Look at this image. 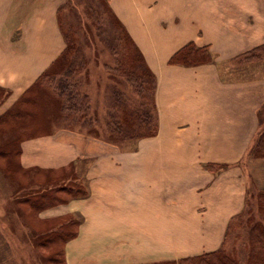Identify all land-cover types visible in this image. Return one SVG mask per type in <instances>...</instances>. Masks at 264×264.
Listing matches in <instances>:
<instances>
[{"label": "crops", "instance_id": "1", "mask_svg": "<svg viewBox=\"0 0 264 264\" xmlns=\"http://www.w3.org/2000/svg\"><path fill=\"white\" fill-rule=\"evenodd\" d=\"M62 1L0 0V115L63 50ZM107 1L155 76L158 132L137 141V155L113 156L112 143L59 127L22 140L20 164H88L86 195L42 211L80 216L66 264H156L217 250L244 208L240 161L264 104V75L240 79L234 64L264 43V0ZM188 43L212 60L170 62Z\"/></svg>", "mask_w": 264, "mask_h": 264}, {"label": "trees", "instance_id": "2", "mask_svg": "<svg viewBox=\"0 0 264 264\" xmlns=\"http://www.w3.org/2000/svg\"><path fill=\"white\" fill-rule=\"evenodd\" d=\"M82 1L87 16L88 14L90 16V22L97 26V37L116 60L113 67H108V71H111L110 77L116 82L110 86L112 93L107 100L105 111V124L109 132L107 141L113 144L127 143L154 136L158 131V115L155 105L156 79L153 72L110 8L108 1ZM64 5L58 7L57 15L61 13ZM65 24L67 26L63 27L61 20L58 19L59 30L64 39V48L61 53L16 100L14 106L0 115V127L4 123L8 124L6 129H0V158L5 160L3 168L15 181H18L19 176H24L29 168L23 167L19 161L20 142L23 138L33 137L36 132L50 133V126H48L50 123L63 124V127L71 129L75 125L85 127L91 123L88 94L82 91L80 83L70 80L82 69L85 57L76 38L77 29L72 23ZM85 26L89 29L88 23ZM211 60L212 55L207 47H198L192 43L186 44L169 58L170 62L185 66L198 65ZM235 60L239 64H255L253 69L256 66H264V43L239 54ZM119 77L125 78L136 98L119 88V84L124 83ZM6 93L7 91L0 87V101ZM87 134L90 135L91 130ZM248 155L264 157V129L256 135L248 149ZM208 167L215 168L216 165L209 164ZM52 182L51 178L45 179V184L42 182L41 185H37L39 190L28 193L29 195L24 194L19 203L28 205L31 210L35 209L37 212L63 203L66 199L56 195L58 190L50 186ZM29 184L25 186L19 184V190L29 189ZM59 192L68 194L69 199L86 195V191H82L77 196L71 188H64ZM255 196L258 216H255L256 213L253 212L252 207L247 206L234 217L246 228L247 245L243 261L226 252L222 245L214 251L156 264H264V187L258 189ZM70 215L40 221L39 228H33L32 232L37 242L47 247L52 254H60L55 247L60 241L63 259L64 245L76 234L80 221V219L73 221ZM54 221H60V224L53 226ZM229 227L230 223L227 229ZM63 261L65 262V259Z\"/></svg>", "mask_w": 264, "mask_h": 264}, {"label": "rangeland", "instance_id": "3", "mask_svg": "<svg viewBox=\"0 0 264 264\" xmlns=\"http://www.w3.org/2000/svg\"><path fill=\"white\" fill-rule=\"evenodd\" d=\"M62 4L65 5L62 7L61 13H59V15L56 13L57 24L59 19L63 27L67 26L65 23H72L74 25L77 29L76 38L78 44L81 45L83 56L85 57L82 69L70 80L80 83L82 91L88 94L91 106L89 114L91 123L85 125V127L75 125L74 128H80L79 130L85 133L91 130L90 135L100 137L107 141L109 132L105 124V111L107 100L112 93V91H110V86L116 82L110 77L111 71H108V67H113L116 60L97 37V26L90 22V16L88 14V18L84 10V2L82 0H63ZM86 23L89 24V29L85 26ZM234 64L242 66L240 68L241 75L239 74L240 79L264 75V66L261 64V66H256L254 69L253 66L255 64H239L236 60H234ZM239 75L237 76L238 78ZM97 78L98 84L96 88L94 81ZM119 78H122L121 80L124 81V83L119 84V88L126 94H131L135 97L132 88L126 83L125 78ZM13 106L14 104H12V107ZM257 120L259 126L258 130L240 161L246 179L244 208L247 206L252 207L253 212L256 213V217L258 214L256 212L255 195L258 189L264 187V157L248 155V149L252 145L258 132L264 129V104L258 111ZM260 122L262 124H260ZM7 125V123H4L0 129H6ZM48 126H50L51 133L54 129L63 127V124L50 123ZM39 135L44 134L36 132L33 137ZM138 140L127 143H112L114 147L116 146V148L112 150V155H137L136 149ZM4 161L3 158H0V264H66V262L63 261V248L60 241H58L55 246L60 254H52L47 247H43L37 242L36 236L32 232L33 228H39L38 225L40 221L70 214L56 215L57 213L51 210L42 212L50 207L37 212L35 209L31 210L28 205H22L19 201H22L24 194L39 190L37 185H41L42 182L45 184V179L47 178L53 180L50 186H54L53 188L58 190L56 195L59 198L66 199V201L67 199L69 200L70 196L68 194L59 192V190L64 188H71L75 195H80V192L86 191L82 185L83 181L81 175L87 171L88 164L84 163V161H76L61 168H42L40 166L27 167V173H25L24 176H19L18 181H15L3 168ZM16 176L18 177V175ZM19 184L22 186L29 184L30 186L29 189L23 188L19 190ZM70 216L73 221L80 219L78 214H71ZM53 223H55L52 224L53 226H58L60 221H54ZM245 229L246 228L243 227L237 219H234V221L232 220L229 229L226 230V235L222 244L226 252L234 255L241 261H243L246 254L245 247L247 243L245 239Z\"/></svg>", "mask_w": 264, "mask_h": 264}]
</instances>
